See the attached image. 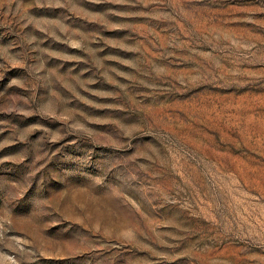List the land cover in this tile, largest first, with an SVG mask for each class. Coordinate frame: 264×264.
I'll return each mask as SVG.
<instances>
[{
    "label": "rangeland",
    "instance_id": "374dc122",
    "mask_svg": "<svg viewBox=\"0 0 264 264\" xmlns=\"http://www.w3.org/2000/svg\"><path fill=\"white\" fill-rule=\"evenodd\" d=\"M0 264H264V0H0Z\"/></svg>",
    "mask_w": 264,
    "mask_h": 264
}]
</instances>
